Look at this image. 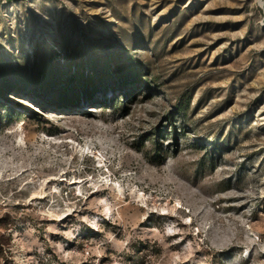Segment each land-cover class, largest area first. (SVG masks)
I'll return each instance as SVG.
<instances>
[{
	"label": "rangeland",
	"instance_id": "rangeland-1",
	"mask_svg": "<svg viewBox=\"0 0 264 264\" xmlns=\"http://www.w3.org/2000/svg\"><path fill=\"white\" fill-rule=\"evenodd\" d=\"M0 264H264V0H0Z\"/></svg>",
	"mask_w": 264,
	"mask_h": 264
},
{
	"label": "trees",
	"instance_id": "trees-1",
	"mask_svg": "<svg viewBox=\"0 0 264 264\" xmlns=\"http://www.w3.org/2000/svg\"><path fill=\"white\" fill-rule=\"evenodd\" d=\"M10 1H13V0H10Z\"/></svg>",
	"mask_w": 264,
	"mask_h": 264
}]
</instances>
